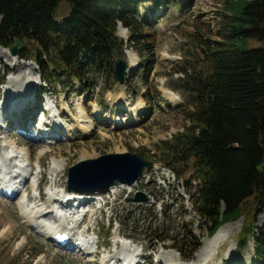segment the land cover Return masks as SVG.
Masks as SVG:
<instances>
[{"label": "rangeland", "instance_id": "374dc122", "mask_svg": "<svg viewBox=\"0 0 264 264\" xmlns=\"http://www.w3.org/2000/svg\"><path fill=\"white\" fill-rule=\"evenodd\" d=\"M226 2L227 0H173L153 11L148 9L147 6H150L148 3L146 7L142 6L141 18L149 19L146 22L151 23L149 24L151 25L150 42H141L140 52L137 50L135 52L132 47H126L118 55L129 60L130 58L124 52L129 50L139 62L137 67L127 73L123 84L117 79L114 68L89 70L87 75L94 79L95 83L87 85L88 88L85 90L79 86L78 82L72 85L68 77L62 78L65 84L55 79L52 83L49 81L47 83L41 76V68L36 60L28 57L21 58V53L19 56L12 55L9 46L8 49L4 44H0V96L3 95L1 91L9 77H14V73L22 76L27 69V74L34 71L39 76L40 87L46 90V93L41 94L39 98L35 96V102L37 99L39 103L41 100L46 102L51 97L50 100L57 101L59 110L67 109L66 105L68 110L65 115L70 123L72 120L77 122L75 117L80 116L78 110L81 105L88 116L92 117L89 116L92 129L87 134L79 136L81 133L78 132L76 136L65 133L60 139L53 138L51 141L52 135L47 133L44 140L38 133L39 122L36 120L41 112L35 117H32L34 113L30 112V108L37 106L31 101L33 95L31 94L30 98L29 95L25 97L20 94L19 101L24 111L16 118L20 120L18 126L21 127V122H26V128L25 130L21 128L22 132L16 126L13 127L14 130H10L13 137L20 140V144L26 146L27 142L40 143L39 147L31 150L32 162L40 165L38 170L42 169L40 171L43 178L39 188L43 186L46 193L49 190L51 186L49 177L54 160L65 162L59 177L56 178L57 185L61 189L69 186L67 182L69 167L83 158L95 157L106 152L140 150L144 151L146 157L148 156L147 158L153 162L136 183H118L113 185L111 190L100 191V195L103 194L102 197L106 200L103 208L101 202L95 200L96 203L85 204L87 209L91 208V212L86 215L76 214L75 217L78 216V223L81 224L75 228L77 234L73 239L76 240L78 235L84 234L89 236L87 238L97 241L92 251L97 249L98 252L91 251L85 256L57 244L47 238L46 233L41 234L25 222L16 202L23 197H30L36 193V189L33 188L34 193L27 195L22 187L19 197L15 200L12 196L0 194V264H100L102 256L108 254L109 250L110 254L116 253V241L121 238L130 241L141 252V258H148L152 254L153 264H155L156 257L165 249L179 254L178 250L172 246L174 242L183 245L185 252L189 254L193 249L192 240L198 238L202 245L209 239L211 234L208 233V227L202 223L192 206L188 187L184 186L177 172L175 177H171V175L174 176L173 171L170 174L167 171L168 175H166V171L163 170L162 172L170 179L165 177V182L159 180L161 173L154 168V163L166 162L158 149V143L171 137L177 130H182L189 123L185 110L191 107V104L183 91L186 88L187 74L181 67H188L194 70L193 73L200 72L201 65L197 62L196 43L201 40L198 36L201 37V33H204L205 36L219 38L217 29L221 25L224 12H228ZM243 2L244 0H238L236 4L239 6ZM119 34L128 38L127 29L126 32L119 30ZM23 43L26 49L35 48V45L27 40H23ZM262 44L263 40L255 37L241 42V45L245 47ZM165 53L170 57H165ZM15 62L18 63L16 66ZM164 88L176 92L179 101L173 102L166 96ZM10 90L8 89V93ZM121 97L123 101H127L128 105L122 106ZM44 102L40 105L44 106ZM135 106L139 108L134 109ZM141 106L143 108L140 109ZM95 109H98L97 113ZM124 118H127L128 122L116 123L118 119L124 121ZM6 123L10 125V121ZM73 130L75 131L74 128ZM43 141L47 143L44 144ZM42 150H44L43 156L40 155ZM85 154L86 157H84ZM37 172L35 171L36 175ZM32 183L33 181H29L31 188ZM30 185H28L29 191H31ZM138 191L147 194L148 200H133ZM41 202L42 200L39 203ZM253 202V198L249 197L240 215L222 224L224 227L227 226L226 223H229L232 234L219 245L207 264H259L254 254L257 232L250 234L243 247H240L242 245L237 240L250 220L255 218L258 224L264 223V201L259 204L258 209L256 204L254 208ZM49 205L50 207L45 206L47 210L52 209V203ZM74 224L77 225V223ZM155 225L157 229L153 228ZM167 235L173 239H167ZM197 250L190 256V260L179 255L182 260L193 262L196 259ZM172 264H180V262L177 259Z\"/></svg>", "mask_w": 264, "mask_h": 264}, {"label": "trees", "instance_id": "16d2710c", "mask_svg": "<svg viewBox=\"0 0 264 264\" xmlns=\"http://www.w3.org/2000/svg\"><path fill=\"white\" fill-rule=\"evenodd\" d=\"M172 1L0 0V44L10 46L16 36L31 42L35 48L23 47L21 55L37 61L47 83L65 84L62 78L68 77L85 90L95 83L89 70L115 69L124 47L140 52V43L150 42L151 23L141 18V7L148 3L153 11ZM237 2L225 3L219 38L198 36L200 72L181 67L189 123L158 143L211 236L240 215L249 197L256 209L264 201V0ZM120 22L128 29V43L118 33ZM250 37L263 44L242 46ZM254 231V254L264 264V223L250 220L237 240L245 246ZM191 242L189 254L183 245L172 246L189 260L203 245L198 238Z\"/></svg>", "mask_w": 264, "mask_h": 264}, {"label": "bare ground", "instance_id": "6f19581e", "mask_svg": "<svg viewBox=\"0 0 264 264\" xmlns=\"http://www.w3.org/2000/svg\"><path fill=\"white\" fill-rule=\"evenodd\" d=\"M119 29L121 32H126V28L121 25ZM125 53L127 57L130 58V70H132L137 64V57L129 50H126ZM164 55L165 57H170L166 53ZM17 64L18 63L15 62L14 65L16 66ZM14 75V77H9L4 85V96L2 103L0 104V133L2 132L0 134V194L10 197V195L8 194L15 193V195L13 196L15 200V198L19 197L21 191V183L22 187H24V189L26 190L27 195L30 193H34L32 189H36L37 184L38 187L41 185L43 175L40 171L42 169L38 170L40 165L32 162L31 152V150H33L34 148L39 147L40 143L27 142L26 146L20 144V140L13 137V133L10 130L15 126L17 127V129L19 128L18 122H20V120H17L16 116L18 117L22 115L24 111V107L19 101L20 94L25 95V97L29 95L30 98L32 94L33 96L31 98V101L34 103L33 105H39V102H35V88H38L39 86V76L36 75L34 71H32L31 74H27V69L22 76L19 74L16 75L15 73ZM16 81H18L19 85L18 83L16 84ZM167 88H164V94L168 96L173 102H175L176 100L179 101V96H177L178 94L173 90ZM8 89H11L10 93H8ZM50 98L51 97H49L47 105H51ZM120 100L123 104L122 106L128 105L127 101H123L124 99L122 97L120 98ZM53 101L57 105V101H55L54 99ZM37 106L30 109L33 110ZM65 107L67 109L60 108L61 110H59V112H57V109L53 107V113H51L47 117H44V120H38V133L39 135L43 136V139L46 138L48 134L52 135V139H50L52 141L53 138L60 139V137H63L62 135H65V133H67L68 135L71 134L77 136V133L80 132L81 134L79 136H82V134H87L88 132H90V130L92 129V117L90 115L89 116L91 118L88 116L85 108L81 105L78 110L80 116L78 115L77 117H75L77 119V122H73L72 120V123H70L68 121L67 115H65L67 114L66 112L68 110V107L66 105ZM137 108H139V106L134 107V109ZM141 108L143 107L141 106L140 109ZM95 112L97 113L98 109H95ZM86 114L89 117L88 120H86ZM135 119H137L136 115ZM121 120L122 119H118L116 123L120 122L119 124H121L128 122L127 118L124 121ZM129 120H131V118ZM8 121H10V125H7L6 122ZM21 124L22 126L20 128H24L25 130L26 122H21ZM51 124H53L54 126H51ZM73 128L75 129V131L73 130ZM32 137L36 136L32 135ZM43 143L45 144L47 142L43 141ZM43 153L44 150L40 152V155L42 154L41 156H43ZM86 154L84 155V157H86ZM54 165L57 166L54 167ZM62 166H65V162L63 160L53 161L51 175L49 177L51 180V186L49 190H47V193L45 192V189H43V186H41V197H39L36 191V193L32 194L30 197H23L20 201L16 202V204L19 207L22 217L25 219V222L30 227L43 235L46 233L47 235L45 236L55 241L57 244L70 248L76 251L78 254L85 256L87 253H90L93 250V248L96 246L97 241H95L93 238H87L89 236H84V234L78 235L76 237V240L73 239L75 234H77V231L75 232V228L81 223H78V216L75 217L77 213H73L75 211H72V209L75 210L77 208V205L74 203L75 201H77V199L70 197L73 192H63L67 190L76 192V190L72 189L69 186H67L66 189H61L57 185L56 178L57 176L59 177ZM158 167L160 168L161 172L165 170L166 175H168L167 171L169 174L172 171L171 168H169L165 164H160L158 165ZM35 171H38L37 175ZM29 181H33L32 188L29 184ZM28 185H30V190L32 192L29 191ZM3 187H6L5 191L2 190ZM109 189H113V186ZM75 195L79 197L86 196L87 201H93V199H97L95 198V196H91L92 198H90L89 196L91 194H88L86 192L75 193ZM97 197H100V195ZM37 199H39V201H36ZM41 200L42 202L39 203ZM49 203H52V209L47 210L46 208L50 207ZM59 205L66 206V209L64 208L63 210V208H60ZM88 212H91V208L88 209L86 214ZM74 223H77V225H75ZM226 224L227 226L223 227L222 225L213 236L205 240V243L203 242L202 247L196 253V259L193 260V262H191V260L188 261L190 262L188 263L182 260V258L180 257L181 255H179L180 253L178 254V256L177 254H174L171 251H167L165 249V251L161 252L156 257L157 259L155 264H163L164 262L165 264H172V262H176L177 259L180 264H207L209 259L218 249L219 245H221L224 240H227L232 234V231L229 230V223ZM116 245V253L114 255L110 254L111 252L109 250L108 254H104L102 256L100 264H143L141 261L142 258L140 256L141 252L135 246H133L130 241H116ZM168 249H170V247ZM92 252L96 253L98 251L96 249ZM175 255L177 256V259Z\"/></svg>", "mask_w": 264, "mask_h": 264}, {"label": "water", "instance_id": "95a60500", "mask_svg": "<svg viewBox=\"0 0 264 264\" xmlns=\"http://www.w3.org/2000/svg\"><path fill=\"white\" fill-rule=\"evenodd\" d=\"M23 41L16 36L11 44L13 54L20 52ZM128 61L120 57L115 64L117 78L125 81ZM151 160L136 151H114L102 153L95 157L80 159L68 170V184L77 190H106L117 183H135ZM78 172V173H77ZM143 191H138L133 200H147Z\"/></svg>", "mask_w": 264, "mask_h": 264}, {"label": "built area", "instance_id": "2783aa9c", "mask_svg": "<svg viewBox=\"0 0 264 264\" xmlns=\"http://www.w3.org/2000/svg\"><path fill=\"white\" fill-rule=\"evenodd\" d=\"M157 169L159 170L160 168L157 166Z\"/></svg>", "mask_w": 264, "mask_h": 264}]
</instances>
